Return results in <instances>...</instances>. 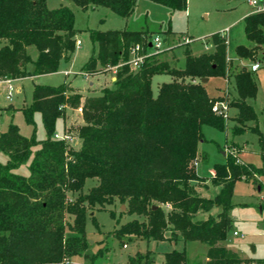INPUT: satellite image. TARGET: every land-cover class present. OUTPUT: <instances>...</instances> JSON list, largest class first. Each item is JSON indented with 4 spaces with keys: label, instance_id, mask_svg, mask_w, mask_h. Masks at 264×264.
Segmentation results:
<instances>
[{
    "label": "trees",
    "instance_id": "trees-1",
    "mask_svg": "<svg viewBox=\"0 0 264 264\" xmlns=\"http://www.w3.org/2000/svg\"><path fill=\"white\" fill-rule=\"evenodd\" d=\"M71 1L82 11L103 7L124 19L137 2ZM148 1L171 10L186 9V0ZM74 21L70 9L49 10L46 0H0V81L56 73L60 62L69 61L76 49ZM243 25L254 47L237 46L235 54L254 61L257 49L264 46V12L248 15ZM87 32L96 53L80 69L86 77L126 62L134 45L146 49L145 32ZM211 43L212 54L193 57L186 50L181 69L158 61L157 54L148 56L136 72L123 65L114 75L113 88H103L99 96L84 97L66 83L34 86L31 104L22 113L28 125H33L34 113L41 115L45 140L36 141L34 134L25 138L13 124L0 134V151L8 157L5 165L0 164V264H66L88 248L87 220L98 229L91 213L115 202L126 208L122 217L135 216L120 224L122 217L107 211L115 221L113 236L120 243L125 239L200 242L207 246L204 264H264V259H241L221 245L232 229L228 212L234 183L259 177L258 187L264 191V134L257 127L250 129L258 135L261 167L240 166L226 157L225 164L214 165L209 178L220 193L208 199L196 192L195 184L207 181L194 168L198 145L204 141L202 129L225 130L223 118L212 111L224 99L208 96L201 84L202 79L227 77V41L215 34ZM29 47L37 51L34 61L27 54ZM157 75H168L172 81L161 84L153 96L151 83ZM233 84L237 97L228 106L237 110L235 122L243 127L256 121L246 100L255 98L257 86L244 69L233 75ZM66 109L80 110L82 124L64 129V136L76 138L77 150L68 141L54 139L56 121L64 119ZM232 132L241 130L233 127ZM36 145L39 149L29 162V176L15 174L13 170L30 159ZM89 180L94 185L84 193ZM162 206H168L169 212ZM214 208L221 209L216 219L194 220ZM162 258L163 264H189L184 251H171ZM128 264H154V256L149 251L136 254Z\"/></svg>",
    "mask_w": 264,
    "mask_h": 264
},
{
    "label": "rangeland",
    "instance_id": "rangeland-1",
    "mask_svg": "<svg viewBox=\"0 0 264 264\" xmlns=\"http://www.w3.org/2000/svg\"><path fill=\"white\" fill-rule=\"evenodd\" d=\"M248 1L186 0L185 10H171L148 0H137L131 16L124 19L103 7L82 11L71 0H46L49 10L66 7L73 12L74 28L77 31L75 38L77 42H80V45L76 46L69 61L60 62L56 73L15 79L10 83L0 81V134L6 132L8 126L13 124L18 128L21 136L30 138L34 134L36 141L45 140L46 133L41 115L34 113L33 125H28L22 113L23 109L30 106L33 89L36 85L56 87L66 83L84 97L99 96L103 88H113L114 81H111V78H114L115 74L111 70L90 77H85L80 73L81 67L92 52L96 53V46L90 41L88 30L106 32L125 29L132 32H145L149 41L157 36L162 41L161 51L155 53L150 50L148 53L150 55L157 54V60L168 62L171 69L184 68L186 50L193 57L212 54L214 47L211 37L221 34L227 41V77L225 79L211 78L203 85L208 96L222 98L225 101L227 106L226 117L223 119L225 130L203 127L204 141L199 143L197 148L195 172L198 177L209 180L212 177L211 172L214 165L225 164L226 157H231L235 164L240 166L251 164L254 167H261L258 135L252 133L250 129L257 127L258 131L264 134V46L257 49L254 61L238 59L235 54L237 46L254 47V44L246 39L243 30L244 18L256 11ZM27 54L33 61L37 58V51L34 47H29ZM254 64H258L259 68L256 72H251L250 67ZM26 69L30 72L32 65L29 64ZM241 69L253 75L257 86L255 98L246 100V103L253 108L256 114V121L248 122L243 127L235 122L237 110L228 106V103L237 97L233 75ZM64 71L69 72V75H65ZM171 81L172 77L168 75L154 76L151 83L153 96H156L161 84ZM191 81L185 79V82ZM192 82L197 83L198 80ZM90 83L92 86L89 85ZM9 86L13 90L10 99H7ZM64 115V119H58L55 124L54 134L59 137L64 135L65 126L76 127L82 124L79 109L73 111L66 109ZM233 127H237L241 132L233 134ZM68 143L75 150L79 147L75 137L69 139ZM37 149H39V145L32 149L31 157L26 163L13 170L15 174L29 176L28 165ZM7 161L8 157L0 151V164L5 165ZM261 180L254 176L253 181L243 179L236 181L233 186L231 208L228 212L232 221V229L227 233L225 241L221 245L237 253L244 260L264 259V191L258 190V183ZM93 185L94 181H87L83 192L85 193ZM195 185L198 195L204 198L213 199L220 193V188L213 186L210 181L207 185L208 188L202 183ZM162 209L168 213L170 208L162 206ZM95 211L92 215L98 224V229H95L90 219L85 225L87 250L66 264H128L129 258H134L136 254L143 255L147 251L153 254L154 264H163L162 255L171 251H184L189 264H204L206 262L207 246L200 242L185 244L181 241L175 243L142 240L128 242L125 239L120 243L113 236L115 221L111 219L107 211H113L115 217L119 218L122 217L121 212L126 211V208L122 209V205L115 202L112 206H106L104 211L98 209ZM220 212V208H214L209 213H199L194 220L204 221L208 217L216 219ZM134 218L135 216H123L120 224ZM67 220H69L68 217ZM233 232H237L238 236H233ZM165 236L169 237V233H166Z\"/></svg>",
    "mask_w": 264,
    "mask_h": 264
},
{
    "label": "built area",
    "instance_id": "built-area-1",
    "mask_svg": "<svg viewBox=\"0 0 264 264\" xmlns=\"http://www.w3.org/2000/svg\"><path fill=\"white\" fill-rule=\"evenodd\" d=\"M248 2H249L250 6L255 7V9H256L255 13L264 12L263 1L258 2L257 0H249ZM79 45H80V42L76 41V46H79ZM144 46H146V49L141 45L132 46L129 50L128 60L126 62L120 63L116 67L111 68V71H113L115 74L117 69L123 65H127L128 68L133 72L138 71L141 68V66L143 65L145 59L148 56H150V54L148 53L150 50L155 52V53H158L161 51L162 41L157 36H155L150 41L146 37ZM258 68H259L258 64L251 65L250 71L256 72L258 70ZM114 80H115V78H114ZM8 83H10V82H8ZM12 90H13L12 87L9 86L8 92H7V99H10ZM62 108L63 107H60V109H62ZM226 109H227V106L225 105V103H216L213 105L212 111L216 115L221 116L224 119L226 117ZM54 139L68 141L70 138H68L64 135L62 137H59L55 134ZM195 164H196V162H195ZM233 236L237 237L238 233L233 232ZM124 247H126V246H124Z\"/></svg>",
    "mask_w": 264,
    "mask_h": 264
},
{
    "label": "crops",
    "instance_id": "crops-1",
    "mask_svg": "<svg viewBox=\"0 0 264 264\" xmlns=\"http://www.w3.org/2000/svg\"><path fill=\"white\" fill-rule=\"evenodd\" d=\"M253 13H255V12H251L250 14H253ZM250 14H249V15H250ZM63 73H64L65 75H69V72H67V71H64ZM85 77H86V76H85ZM10 81H11V80H4L3 82H10ZM111 81H114V78H111ZM207 82H208V81H207ZM89 85L92 86L91 83H90ZM69 126H70V125L65 126V128H68ZM65 128H64V129H65ZM213 174H214V173H213V171H212V172H211V176H213ZM208 183H209V180H207L203 185H205V186L208 188V186H207ZM218 188H220V187H218Z\"/></svg>",
    "mask_w": 264,
    "mask_h": 264
},
{
    "label": "water",
    "instance_id": "water-1",
    "mask_svg": "<svg viewBox=\"0 0 264 264\" xmlns=\"http://www.w3.org/2000/svg\"><path fill=\"white\" fill-rule=\"evenodd\" d=\"M207 81H208V79H202V80H201V84H206ZM258 190L260 191V188H259V187H258ZM124 208H125V207L122 206V209H124ZM91 216H92V213H91Z\"/></svg>",
    "mask_w": 264,
    "mask_h": 264
}]
</instances>
